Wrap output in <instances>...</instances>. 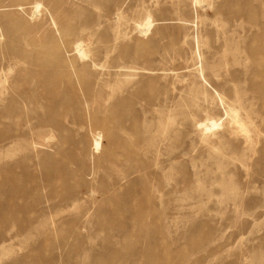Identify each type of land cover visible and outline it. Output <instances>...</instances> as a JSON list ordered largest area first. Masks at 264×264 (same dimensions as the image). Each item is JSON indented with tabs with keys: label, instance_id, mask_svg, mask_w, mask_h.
<instances>
[{
	"label": "rangeland",
	"instance_id": "obj_1",
	"mask_svg": "<svg viewBox=\"0 0 264 264\" xmlns=\"http://www.w3.org/2000/svg\"><path fill=\"white\" fill-rule=\"evenodd\" d=\"M177 1L0 0V264H264V9Z\"/></svg>",
	"mask_w": 264,
	"mask_h": 264
},
{
	"label": "bare ground",
	"instance_id": "obj_2",
	"mask_svg": "<svg viewBox=\"0 0 264 264\" xmlns=\"http://www.w3.org/2000/svg\"><path fill=\"white\" fill-rule=\"evenodd\" d=\"M10 3H12L13 5L17 4V2L21 1V0H9ZM156 3L158 2V0H154ZM195 2H200L201 0H194ZM181 1L178 0L176 2V5L180 3ZM260 6L262 7V9H264V0H261L260 1ZM203 5V4H202ZM176 8L174 9V12L175 13H178V7L175 6ZM264 11V10H263ZM204 12V11H203ZM201 13V12H200ZM121 12H118L116 11L115 12V15H114V18H115V21L114 23H120L121 21ZM200 16V15H199ZM206 18V17H205ZM205 20V19H204ZM19 19L17 18V16H15L14 20L13 21H9V22H6V24H8L7 26H15L19 23ZM204 23V21H203ZM206 23V22H205ZM11 24V25H10ZM215 24V23H214ZM193 25V24H192ZM10 27H8L5 31H4V34H5V42H17L16 41V36H10ZM143 44V41H140L139 42V45L142 46ZM204 44V43H203ZM51 46L52 45H56V44H50ZM49 45V46H50ZM256 47V46H255ZM12 49H17L16 46L13 47ZM65 55V54H64ZM35 58H38V56H35ZM224 58H226V55L224 54ZM261 61H264V60H261ZM16 61H14L13 63H10L9 65V69H12L15 67L16 65ZM117 88H121L119 87L118 85H116L115 89ZM126 101H128V98H119L118 101H117V105L119 104H122V103H125ZM236 104L238 106L239 109H243L244 106L243 104L241 103V101L239 100V98L236 99ZM159 116V114H158ZM21 133V130L18 128V126H14L12 127L11 129H8V128H5L3 126L0 125V141L1 140H4L7 136H9L10 134L12 135H19ZM204 139V142H206V148L208 150H216V147L214 146V144L210 141H208L205 137L203 138ZM100 141V139H99ZM108 141L110 142V138L108 139ZM73 145L69 144L68 142H62L59 150L61 151H68V150H73ZM105 152L107 153V157H109L111 155V150L107 149L105 150ZM28 157H24L23 159L19 158L17 160L14 161L15 164H17L19 161H20V164H25L26 161H27ZM60 160H63V157L62 156H59L58 153H53V152H50V151H44L42 152L41 154V157H40V164L41 165H45V167H47L48 170H50L52 168V166H54L55 168H58L62 161ZM6 168H9L7 170H10V169H13L14 167L13 166H4V167H0V172H2L4 169ZM31 174V169L29 167H26L25 168V172H16L15 174H12V178L11 179H8L6 178L5 176H2L0 174V211L6 207H9L11 209L10 213L12 216H15L17 219H19L21 217V215L18 213L21 209L20 208H24V210L27 212L28 210V203L29 201H33V196L31 194H29L28 192H23L20 196H18V187L17 185L19 184V181L22 180V179H28L30 181L33 180V176L30 175ZM67 178V176H66ZM121 187V184L118 183V182H113V184H108L102 188H100L98 190V192L102 195H105V193H109V192H113V191H117L119 188ZM32 188V185H30V189ZM13 190V191H12ZM11 191V192H10ZM9 192V193H8ZM80 192L78 193H75L73 196H77L79 197L80 196ZM92 193H90L91 195ZM122 198L126 199L128 197V194H122L121 195ZM14 205V207H13ZM141 208L144 207L143 203L141 204ZM17 209H20V210H17ZM17 210V211H16ZM132 212L135 214V215H140L143 210L142 209H135L133 208L132 209ZM28 213V212H27ZM8 217V216H6ZM30 217V215H26V218L28 219ZM25 218L23 217V220H22V223L24 222ZM158 222L160 221L159 219L157 220ZM173 220L170 219V222H172ZM195 238H191V241H194ZM32 252H29L27 253V255H25L26 257ZM150 260L151 258H148V261H147V264H150ZM127 264V263H126ZM129 264H134L133 262L129 263Z\"/></svg>",
	"mask_w": 264,
	"mask_h": 264
}]
</instances>
